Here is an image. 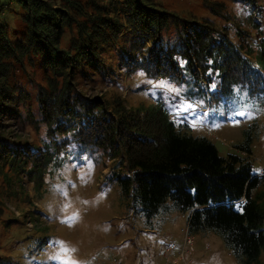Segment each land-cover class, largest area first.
I'll return each mask as SVG.
<instances>
[{"label":"trees","instance_id":"16d2710c","mask_svg":"<svg viewBox=\"0 0 264 264\" xmlns=\"http://www.w3.org/2000/svg\"><path fill=\"white\" fill-rule=\"evenodd\" d=\"M196 1L207 15L163 0H0V264H19L12 249L29 259L52 247L42 215H15L6 202L25 209L51 157L77 147L121 158L117 184L146 216L170 201L189 213L191 236L216 232L238 264H260L264 177L241 151L263 130L264 1ZM117 72L166 81L210 124L239 125V151L221 156L161 101L128 105L82 89L107 87Z\"/></svg>","mask_w":264,"mask_h":264},{"label":"rangeland","instance_id":"374dc122","mask_svg":"<svg viewBox=\"0 0 264 264\" xmlns=\"http://www.w3.org/2000/svg\"><path fill=\"white\" fill-rule=\"evenodd\" d=\"M163 1L179 12L207 15L196 0ZM111 83L96 88L87 83L82 89L91 97L104 95L106 99L116 93L128 105L161 101L172 111L171 117L187 123L189 127L183 131L212 139L221 156L237 151L234 145L243 140L239 125L229 121L210 124L205 109L199 108L194 98L180 94L166 81L139 76L126 79L123 72H117ZM10 132L20 131L12 123ZM251 149L241 153L252 159L255 176L264 177V121ZM125 170L121 158L109 160L100 149L77 147L53 155L43 183L26 188L30 202L25 209L32 212L27 213L17 199L6 202L15 215H42L53 245L42 255L33 247L29 259L20 258L22 250L12 249L9 254H18L19 264H238L222 236L213 231L192 236L193 252L183 251L189 213L179 212L167 201L157 213L146 216L132 191L125 192L117 184V176H123ZM36 227L33 222L26 223L29 233ZM181 252L184 255L180 256ZM39 256L37 263L34 260ZM259 260L264 264V251Z\"/></svg>","mask_w":264,"mask_h":264},{"label":"built area","instance_id":"2783aa9c","mask_svg":"<svg viewBox=\"0 0 264 264\" xmlns=\"http://www.w3.org/2000/svg\"><path fill=\"white\" fill-rule=\"evenodd\" d=\"M261 175L264 176V169L261 171ZM171 248H174V245ZM183 251H189L190 253L193 252V237L188 234L187 230H186V234L184 236ZM184 253L185 252H181L180 256L184 255ZM177 258H179V257H177ZM187 264H193V263H190L188 261Z\"/></svg>","mask_w":264,"mask_h":264}]
</instances>
